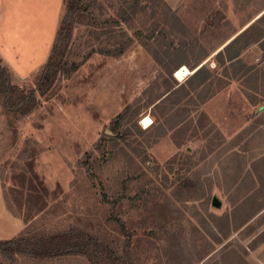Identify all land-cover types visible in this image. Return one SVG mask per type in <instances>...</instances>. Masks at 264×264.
Listing matches in <instances>:
<instances>
[{"label":"rangeland","instance_id":"374dc122","mask_svg":"<svg viewBox=\"0 0 264 264\" xmlns=\"http://www.w3.org/2000/svg\"><path fill=\"white\" fill-rule=\"evenodd\" d=\"M134 1L82 0L61 51L78 70L24 116L0 104V230L78 228L118 254L128 238L139 264H264V0H138L132 13ZM59 3L6 5L4 37L28 60L9 74L24 91ZM202 66L207 80L185 83Z\"/></svg>","mask_w":264,"mask_h":264},{"label":"trees","instance_id":"16d2710c","mask_svg":"<svg viewBox=\"0 0 264 264\" xmlns=\"http://www.w3.org/2000/svg\"><path fill=\"white\" fill-rule=\"evenodd\" d=\"M137 1L135 0L133 7H131L132 13L136 12ZM83 8L82 0H65V12L52 52L44 67L39 72L32 89L24 91L12 84L9 71L2 65L0 59V104L4 110L14 114L16 117L28 114L37 105L36 95H44L59 75L69 77L78 70V65L72 64L68 66V63L63 59L61 51L69 43L73 22L76 16L83 11ZM261 18L262 16L257 21ZM239 36H236L235 40ZM207 77L208 72L202 66L185 83L197 82V84H202L207 80ZM130 109V105L124 107L116 119H120L121 123L122 120L134 116L135 113H130ZM163 135L164 132L161 136ZM114 220L119 231L126 235L127 231L123 222L118 218ZM128 246L129 239L127 238L126 248L124 247L122 253L118 254L115 250L109 248L100 242L97 237L88 232L78 228H71L60 233L33 238L19 237L0 240V255L7 258L19 256L34 260H53L69 256H81L90 264H139L130 256Z\"/></svg>","mask_w":264,"mask_h":264},{"label":"crops","instance_id":"0c3cea01","mask_svg":"<svg viewBox=\"0 0 264 264\" xmlns=\"http://www.w3.org/2000/svg\"><path fill=\"white\" fill-rule=\"evenodd\" d=\"M21 2V0H0V59L2 60L3 64L6 66V68L8 69V71L11 73V71L16 74H20L19 72H16V67L22 66L26 63H28V60H25L26 57H23L24 54L21 51V47H17L15 48V43L14 44H9L7 41V39L4 37L5 34L4 31V24H5V17H6V11H7V6L9 5V9H11L13 7V4H17L19 5ZM166 2L170 5V6H174L176 3L174 0H166ZM58 14H57V18H56V26H55V38L54 41L51 45V47L49 48L44 60H42L41 62H39L38 64H34V65H30L29 68L27 70H25V72L23 71V74H31V73H35L38 74L42 68L44 67L47 59L49 58L51 52H52V48L59 30V26L61 23V20L64 16V12H65V0H60L59 6H58ZM260 16V15H259ZM258 16V17H259ZM3 34V35H2ZM20 44V43H19ZM16 49H19V54H14V51ZM23 67V66H22ZM20 68V67H19ZM13 69V70H12ZM0 196H1V188H0ZM2 212V206L0 203V213ZM12 231L10 230H0V240H7L8 237H6L5 235L10 234ZM7 238V239H6ZM11 239V238H9Z\"/></svg>","mask_w":264,"mask_h":264},{"label":"water","instance_id":"95a60500","mask_svg":"<svg viewBox=\"0 0 264 264\" xmlns=\"http://www.w3.org/2000/svg\"><path fill=\"white\" fill-rule=\"evenodd\" d=\"M193 73H194V72H193ZM193 73H192V74H193Z\"/></svg>","mask_w":264,"mask_h":264}]
</instances>
